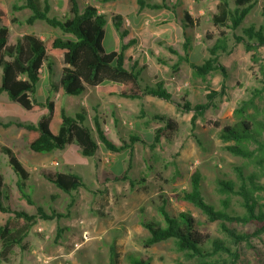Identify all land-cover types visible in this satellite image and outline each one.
<instances>
[{
    "label": "trees",
    "instance_id": "1",
    "mask_svg": "<svg viewBox=\"0 0 264 264\" xmlns=\"http://www.w3.org/2000/svg\"><path fill=\"white\" fill-rule=\"evenodd\" d=\"M166 1L156 3L136 0V3L138 10H161L169 9ZM23 2L22 5H13L12 10L30 11V15L23 21L25 24L43 22L48 27L57 29L60 35H48L40 39L32 33L22 36L10 33V24H19L22 21L16 17L10 19L6 9L0 5V94L5 93L11 102L28 113L44 112L36 124L0 120V127L25 130L26 146L34 153L61 151L70 144L75 145L86 158L95 157L100 144L112 153L126 152V169L120 175L112 176V181L128 182L130 188H134L137 182L128 177L133 146L139 143L153 150L162 140L171 142L173 135L178 131L177 123L166 115L153 113L148 120L159 126L153 130L148 145L135 133L129 134L127 141L119 139L116 144L104 131L97 117L93 118L94 127L89 125L88 114L80 107L73 115H68L61 109L57 132L53 134L50 125L54 103L49 99L43 101L37 97V84L42 66L54 64L58 68L59 87L65 97H77L89 87L103 96L137 101L152 97L173 104L181 113L191 114L190 137L202 148L201 140L195 133L197 121H205L206 111L217 108L218 102L225 96L224 83L229 76L227 68L220 62V57L230 54L232 49L228 45L229 41L234 46L240 45L250 54V61L257 66L260 75L258 85L248 88L245 96L236 102L232 123L222 127L218 124L214 126L218 130L216 136L221 145L220 149L245 163L252 164L253 171L247 172L244 165L234 166L236 180L216 179L215 190L219 197V207L204 197L202 177L198 172L191 175L189 190H184L176 196L179 201L197 208L205 216L207 223H215L220 237L210 234L207 228L189 213L171 215L165 209V201H162L157 209L164 224L155 220L142 222L141 226L148 232L142 246L148 249L156 244L171 241L174 251L186 264H264V105H259L264 97V20L259 25L242 27L245 17L255 5V0H235L233 10L229 8L226 0H219L217 14L212 17L213 26L220 30L219 35L207 47L208 57L201 64L188 60L191 38L187 31L193 30L196 25L186 13L184 14L180 22L183 30V56H177L176 65L172 69H177L178 65L184 62L190 68L193 79L205 81L206 77L213 74H219L222 79L219 91L205 86L208 92L203 96L204 101L195 104L187 99V94L181 101H177L162 85L144 86L141 69L134 64L125 67L123 52L129 44L122 45L118 53H106L102 47L106 16L99 14L94 7H81L78 0H61L62 16L57 17L50 15V0ZM262 14L264 17V10ZM112 21L119 37L124 38L127 32L121 29V17L112 15ZM221 29L230 31V38L227 32ZM212 39L211 35H205V40ZM157 61L163 62L160 58H157ZM145 116L146 110L141 103L137 118ZM147 123L148 121H144L143 124ZM0 153L6 157L7 166L16 177V188L21 197L26 199L28 205L35 206L34 213L12 209L9 204L4 206L3 201L9 202L11 195L6 191L0 174V212L7 215L4 224L0 225V248L16 246L23 249L24 240L39 221L54 222L55 241L59 240L63 234L59 222L71 217L75 203L74 194L79 189L86 188L82 177L71 172L40 170V175L46 182L69 198L64 213L53 208L46 211L24 192L29 174L14 152L0 144ZM232 199L236 200L241 212L232 208ZM118 258L115 246L110 245L109 264H117ZM123 262L151 264V259L146 255L126 252Z\"/></svg>",
    "mask_w": 264,
    "mask_h": 264
},
{
    "label": "rangeland",
    "instance_id": "2",
    "mask_svg": "<svg viewBox=\"0 0 264 264\" xmlns=\"http://www.w3.org/2000/svg\"><path fill=\"white\" fill-rule=\"evenodd\" d=\"M257 1L259 7L264 8V0ZM50 2V15L61 17V0H50ZM23 3V0H0V5L6 9L10 19L16 17L22 21L19 24H10V33L19 36L32 33L40 39L48 35H60L57 29H52L43 22H35L33 25L25 24L23 21L30 15V11L28 9L12 10L13 5ZM230 7L235 8L234 2L230 4ZM255 11L254 17L244 21L242 27L250 25V20L255 25L263 22L261 9L257 7ZM196 27L198 25L193 31ZM201 27L208 29L209 25L203 24ZM219 31L213 26L212 33H208V30L205 32L213 39H202L201 41L210 46L218 37ZM225 31L230 38L231 32ZM187 32L190 33L191 30ZM192 42L190 39L191 44ZM108 45L109 36L106 35L103 49L109 51ZM228 45L232 49L230 54L220 57L221 64L227 68L229 74L224 83L225 96L218 102L216 109L206 111L205 121H197L195 133L201 140L202 148L190 137L191 114L181 113L173 104H165L157 98L145 97L144 105H142L147 116L138 119L141 101L128 100V116L125 119L128 133L137 134L148 145L151 142L153 130L159 126L152 121L149 122L148 117L157 113L166 115L177 123L178 131L173 135L172 141L162 140L153 150L139 143L133 146L128 177L137 181L134 188H130L128 182L115 183L112 181L113 175H120L126 169L128 158L126 152L112 153L100 144L96 156L86 158L80 154L78 149V153L85 159L84 162L76 164L78 175L82 177L86 188L79 189L74 194L75 203L71 217L59 222L58 225L63 230L61 238L55 241L56 224L54 222L39 221L24 240L23 249L16 246L0 248V264H109L108 252L112 244L119 255L117 264H124L123 255L126 252L146 255L151 259V264H186L182 257L174 251L171 241L156 244L148 249L142 246V241L148 236V232L141 226V223L155 220L164 224L160 211L157 209L162 201H165V209L171 215H177L180 212L189 213L203 224L210 234L220 237L215 223H207L205 216L197 208L187 202L179 201L176 196L184 190H189L190 177L198 172L202 177L204 197L208 202L219 207V197L215 190L216 179L236 180L234 166L244 165L247 172L253 171L252 164L245 163L220 149L221 145L216 136L218 130L214 126L218 124L222 127L234 121L233 110L236 102L245 96L248 88L257 86L260 78L257 66L250 61V54L246 53L240 45L234 46L231 41ZM52 66L59 71L54 64ZM56 73L51 80V83H55L52 96L56 107L54 119L59 121L60 107L65 108L68 115H73L78 108H84L85 105L89 125L94 127L93 116H97L103 127L108 128L104 131L110 139H116L115 143H119L117 135L111 132L110 120L111 115H115L120 108L115 109L95 98L91 100L93 94L97 93L89 87L79 98H65L61 91H58L59 72ZM179 74L182 76V83L180 90L175 92L177 95L174 98L177 101H181V98L187 94V99L193 104L201 103L204 101L205 94L202 93L206 89L205 86H210L216 91L220 90L222 82L219 74H213L202 82L191 77V70L187 65H184L183 71ZM142 83L144 86H150L144 77ZM193 89H198L199 93L193 92ZM192 93H195V96ZM98 95L103 98V95ZM259 105H264V97ZM43 114L44 112L28 113L11 102L5 93L0 94V120L3 122L36 124ZM144 121L148 123L144 125ZM54 127L57 130L58 125ZM124 138L127 141L128 138L126 136ZM0 143L16 153L17 159L29 174L24 192L31 197L34 203L42 206L46 211L53 208L64 213L69 201L68 196L46 182L40 175L42 169L64 172L60 164L51 166L52 168L42 167L43 165L48 166L49 161L46 159L62 155V152L43 154L30 151L26 146V132L15 127L8 129L0 127ZM70 146L71 144L66 148ZM68 155L71 162L79 161L78 156L72 150ZM0 174L6 185V191L11 195V200L3 201V205L9 204L12 209L34 213L35 206L28 205L26 199L21 197L16 188V177L7 166L6 157L1 153ZM141 180L142 182L139 183ZM231 202L232 208L241 212L236 200L232 199ZM6 219L7 215L0 212V225H3Z\"/></svg>",
    "mask_w": 264,
    "mask_h": 264
},
{
    "label": "crops",
    "instance_id": "3",
    "mask_svg": "<svg viewBox=\"0 0 264 264\" xmlns=\"http://www.w3.org/2000/svg\"><path fill=\"white\" fill-rule=\"evenodd\" d=\"M147 1L156 3L161 2V0ZM226 1L228 2L229 8L233 10L230 7V4H232L234 1L231 0L230 3L229 0ZM78 2L81 7L90 5L94 7L99 14L106 16L104 26L105 33L102 40L103 47L105 36H109V51L103 49L106 53H118L122 45L129 44L123 52L125 67H130L133 64L136 65L141 69V75L149 82L151 87L162 85V87L168 93L175 97V95H177L175 92L180 90L182 83V76L179 73L180 71H183L184 65H187L186 63L182 62L183 64H179L177 69H172V67L176 65L177 56H183V53L181 51V45L183 43V30L180 22L183 19L184 14L186 13L189 16L191 22L194 23V25H198V27H196L194 31L191 30L190 33L187 32V35L193 41L191 44V50L189 51L188 60L194 64H201L203 59L207 58L206 56L208 54V45L201 40L205 39V32L207 30L209 31L208 33H212V17L217 14V6L219 0H167L166 4L168 5L169 9L161 10H150L146 8L143 10H138L136 0H108L106 2H104L103 0H78ZM257 7L259 8V10L261 9L260 14L262 17V21L264 20L262 14L264 8H260L258 1L255 0L254 7L245 17L244 21L249 18L251 19L252 16L254 17V14L256 12L255 9ZM112 15H118L119 17H121V29L126 30L127 32L126 36L122 39L119 37L114 27ZM249 23L252 24V20H250ZM203 24H208V29H203L201 27V25ZM175 53H177V55H175ZM157 58L162 59L163 62H158ZM41 70L40 73L42 74L39 76V82L37 84V96L43 101L49 99L53 102L52 96L53 90L55 88V83H51V80L53 76L57 74L56 72H59L60 80V71H57L51 64H44ZM207 78H209V76L206 77V79ZM58 91H61L60 87ZM192 91L199 93L198 89H193ZM207 92L208 90L205 89L202 94H206ZM83 94L67 99L79 98ZM192 94L195 96V93ZM94 98L95 100H100L102 101V103H107L115 107V109L120 108L118 111H116L115 115H111V132H113V135H117V140H125V136L126 138H128V135L130 133H128V127H126L128 125L125 122L126 116H128V100L115 96H103L102 98V96L98 94H93L91 100H94ZM144 99L141 101L142 104ZM165 104L169 103L165 102ZM83 107L86 108L85 105ZM54 108L55 109L52 116L50 129L53 134H56L57 130L54 125L58 124V120L54 119L56 111L55 103ZM106 108H108V106ZM61 109H63L67 113V110L65 108L60 107L59 111ZM95 117L97 116L94 115L93 118ZM103 129L108 130L107 127H103ZM112 140L114 143L116 142V139L112 138ZM66 147L60 151L62 152V155L51 156L49 157V159H46L47 161H49V167L47 165H43L42 167L52 168L53 166H57L60 164V167L64 170V173L74 172L78 174V165L76 164H78V162H84L85 159L78 153V148L75 145H71L68 148ZM71 150L75 155L78 156L79 161H77V163L71 162L69 160L68 154ZM14 154L16 153L14 152ZM55 159L57 161H55Z\"/></svg>",
    "mask_w": 264,
    "mask_h": 264
}]
</instances>
